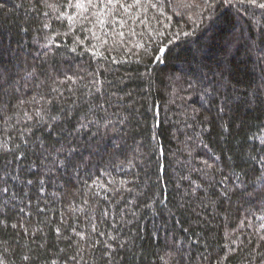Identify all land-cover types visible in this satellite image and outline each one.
<instances>
[{
    "label": "snow or ice",
    "instance_id": "snow-or-ice-1",
    "mask_svg": "<svg viewBox=\"0 0 264 264\" xmlns=\"http://www.w3.org/2000/svg\"><path fill=\"white\" fill-rule=\"evenodd\" d=\"M7 3L0 18L24 15L19 39H0V264H264V0H203L210 14L218 4L243 10L255 35L233 37L219 54L200 44L169 77L182 125L170 154L156 134L144 139L128 80L108 66L117 61L79 38L107 28L123 41L124 27L135 35L132 24L160 22L163 12H147L163 0ZM162 27L155 39L145 33L154 47L140 46L141 99L155 86L151 65L193 34ZM63 52L90 59L65 64ZM177 225L196 239H180Z\"/></svg>",
    "mask_w": 264,
    "mask_h": 264
},
{
    "label": "trees",
    "instance_id": "trees-1",
    "mask_svg": "<svg viewBox=\"0 0 264 264\" xmlns=\"http://www.w3.org/2000/svg\"><path fill=\"white\" fill-rule=\"evenodd\" d=\"M20 0H8L6 5L7 8L12 9L13 6L19 3ZM131 3V0H129ZM165 7H159L157 9H150L147 12V17H154L163 12L164 15L160 16V22L157 23L155 19H152L150 24L145 25L139 22L132 24L135 28V35L129 33L128 27H124L122 30L125 32V38L122 41L119 36H115L114 43V33L111 29H104L103 31L99 28L93 29L96 31V36L99 39L92 38L89 33L81 32L79 33V38L85 40V47L90 45H95L96 50L100 52H105L106 55L114 58L117 62L109 64L108 66L117 71L119 75L124 76L128 80L130 87L129 91L133 92V100L135 101L134 107L138 109L135 113L136 118L140 121L141 127L140 131L146 141H150L152 134H156L160 143L166 153L175 152L177 149V141L173 138V133L176 132L178 125L177 123V112L174 106L171 104L169 77H175L181 74L182 69L186 68L185 60L190 57L191 51L200 44L210 45V51L212 53L219 54L220 48L232 40L233 37L239 36L243 33L247 36L250 32L253 35L252 28L248 25L247 17L244 15L243 10L240 12L236 11L235 7H228L217 5L214 11L205 10L203 0H183L184 6H176L177 0H163ZM143 13V9L134 11L136 17H140ZM173 13H177L173 15ZM23 11L19 13H14L8 19L0 18V39L3 40L5 44L12 40L13 42L19 39L16 35L17 29L15 27V21L18 17H23ZM165 16H171L172 19L166 20ZM261 22H264V18ZM20 24L24 23L23 19L18 21ZM131 23V22H130ZM163 25L168 26L169 32L178 31L183 29L184 31H189L193 33L187 38H182L177 41L176 44L172 45L173 51L168 54V60L165 64L151 65L155 69V86L152 90V94L144 99H141L139 89L137 86L142 83L138 79V75L143 73L144 65L138 61L141 58L142 49L140 46L145 45L149 49L154 47L153 43L148 41L147 33H150L154 39L157 38L156 34L152 31L153 29H159L163 31ZM117 30H121L119 25L116 26ZM67 29H61L65 31ZM107 32V35H105ZM26 40L30 42V37H25ZM64 41L68 47H72L71 37H64ZM106 41V43H105ZM29 47H33L29 43ZM107 49H112L107 51ZM58 59L62 60L65 64L71 63L75 65L86 63L90 57L84 55L83 57L77 56L72 53L63 52ZM145 62H147V57H144ZM130 78V79H129ZM155 104L159 107V112L154 115V110L152 105ZM156 121L160 122L159 127L155 126ZM182 139V137H181ZM151 146V145H150ZM151 163L148 164V169L155 173L156 171V155L152 154ZM161 163H166L164 157H160ZM117 178H120V174H117ZM151 180H155V175L151 176ZM151 180H145V183H150ZM172 185H168V191L171 192ZM183 227H190L194 231L199 232L202 225H197L194 223L191 217L183 216L180 217ZM257 226L260 221H253ZM218 223V221H217ZM177 233L180 239L187 242L188 236L181 230V226H176ZM215 235V233H214ZM222 235V232H221ZM191 239L195 240L196 236L191 235ZM243 239V237H241ZM239 242V241H237ZM209 243H214V241L209 240ZM203 241H201V245ZM197 245L196 247H201ZM196 248H193L195 251Z\"/></svg>",
    "mask_w": 264,
    "mask_h": 264
}]
</instances>
